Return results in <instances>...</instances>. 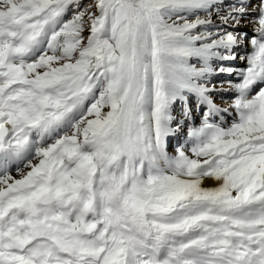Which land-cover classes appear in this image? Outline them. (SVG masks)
<instances>
[{
    "label": "snow or ice",
    "instance_id": "6c2138e0",
    "mask_svg": "<svg viewBox=\"0 0 264 264\" xmlns=\"http://www.w3.org/2000/svg\"><path fill=\"white\" fill-rule=\"evenodd\" d=\"M222 7L0 0V264H264V0Z\"/></svg>",
    "mask_w": 264,
    "mask_h": 264
},
{
    "label": "bare ground",
    "instance_id": "6f19581e",
    "mask_svg": "<svg viewBox=\"0 0 264 264\" xmlns=\"http://www.w3.org/2000/svg\"><path fill=\"white\" fill-rule=\"evenodd\" d=\"M233 0H225V3H226V8H227V5L232 3ZM252 3L255 4V3H258V0H252ZM214 11V10H213ZM227 11V9H226ZM225 11V13H226ZM224 13V14H225ZM223 14V15H224ZM249 14H253V10L252 8L250 7L249 8ZM217 16V15H215ZM214 19V18H213ZM244 20L246 22H244ZM244 20H241L240 22V28H243L245 24H248V25H253L254 23L250 22L249 19H244ZM216 23V21H214ZM254 27H256V25L254 24ZM238 29V30H239ZM254 29V28H253ZM253 29L251 31H249L247 34L248 37H251L253 35ZM251 51V48L249 46V43H247V46H244L243 44L241 45V47H239L238 49H236V55H237V59L235 61H231L230 62V66L233 67L235 70H240V69H243L247 66V63L246 61H242L239 57L240 56H243L245 55L246 52H250ZM213 80V83L216 84V88L217 90L212 94L213 96V100L215 102V104L220 107V105L228 102V104H230L231 102L229 101H232V97L234 96V93L232 91L229 90V85L226 83V81L228 80H233L235 81L236 80V76L235 74L232 75V76H226V75H222V76H214V78H212ZM223 82V83H222ZM194 101V100H193ZM227 106V104H224ZM196 108V107H195ZM221 108V107H220ZM175 109H177V107H175ZM195 110V109H194ZM197 110V108H196ZM231 110V109H229ZM200 110H197V112H199ZM197 114V113H196ZM196 114L194 115L193 113V110H192V120L194 119V116H196ZM233 116V114H232ZM221 117V118H228L229 120L232 118L226 114H224L223 116H216L214 117V121H218V118ZM203 118V117H202ZM201 119V118H200ZM199 119V121L197 120V123L200 124L201 120ZM223 121H226V122H229L227 119H223ZM181 131L178 133V136L175 137V138H172L171 140H179L180 139V136H181ZM176 142V141H175ZM15 175V173H13ZM213 182L212 181H206V186H212Z\"/></svg>",
    "mask_w": 264,
    "mask_h": 264
},
{
    "label": "rangeland",
    "instance_id": "374dc122",
    "mask_svg": "<svg viewBox=\"0 0 264 264\" xmlns=\"http://www.w3.org/2000/svg\"><path fill=\"white\" fill-rule=\"evenodd\" d=\"M222 2H223V4H224V7H222V8H220V10H219V14L220 15H223L224 13H225V11H226V3H225V0H222ZM82 3L84 4V5H87V4H89V3H91V0H82ZM201 15H203V14H201ZM215 15H217V12H216V10H214L213 12H212V19L214 20V21H216V24H219V19H218V16H215ZM190 18H194V17H190ZM244 22H246L245 20H244ZM254 28V24L252 25H248V24H245L244 25V27L243 28H240L238 31H240V32H244V33H248L249 31H251L252 29ZM247 43H248V40L247 39H245L244 41H243V45L244 46H247ZM237 54V53H236ZM214 78V77H213ZM234 97V96H233ZM233 97L231 98V99H233ZM229 102H231V101H229ZM224 104H227V106L226 105H224ZM224 104H222V105H220V107L221 108H228L229 107V105L230 104H228V102H226V103H224ZM175 107H177V109H174V115L177 117V119H179L180 118V111H181V109H180V106L179 105H176ZM195 109V110H194ZM230 109V108H229ZM192 110H193V113H194V115L196 114V116H194V119L193 120H191V121H193L194 123H192L191 122V124L193 125V126H199V123H197V120L199 121V118H201L202 119V114H201V111H199V112H197V110H196V108H195V105H194V101H193V106H192ZM205 110V109H204ZM206 111V110H205ZM229 111H232V110H229ZM227 112V114H229V115H231V112ZM198 114H199V118H198ZM233 114V113H232ZM222 119H227L229 122H231V120H232V118L229 120L228 118H222ZM222 119H219V121H221ZM181 136H180V139L179 140H177V139H175V140H171V143H170V145H169V152L170 153H172V152H174V150H175V147L177 146V143L179 142V143H183L182 142V138H183V140L185 141L186 139H187V132H188V130H189V122L188 121H185L184 122V125H183V127L181 128ZM182 137V138H181ZM176 141V142H175Z\"/></svg>",
    "mask_w": 264,
    "mask_h": 264
}]
</instances>
